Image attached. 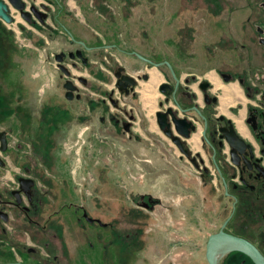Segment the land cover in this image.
Wrapping results in <instances>:
<instances>
[{"label": "flooded vegetation", "instance_id": "flooded-vegetation-1", "mask_svg": "<svg viewBox=\"0 0 264 264\" xmlns=\"http://www.w3.org/2000/svg\"><path fill=\"white\" fill-rule=\"evenodd\" d=\"M26 2L32 22L19 14L39 30L48 27L50 18L58 21L62 17L60 10L53 12L43 1ZM32 5L47 14L44 22ZM10 14L14 21L9 24H15L12 8ZM6 23L2 19L1 30L13 35V30L4 27ZM259 23L246 32L241 49L236 47V61L248 65L243 70L216 67L206 71L205 65L191 66L181 55H177L180 63L174 61L173 49L167 55L153 44L131 48L123 38L98 43V37L90 32L85 35L88 30L76 24L80 34L71 31L75 36L72 33L73 38L67 40L70 47L59 51L66 53L63 63L70 71L68 75L58 68L52 85L63 89L60 96L46 90L41 104L34 105L31 90L27 98L25 89L10 98L1 85L0 264H212L207 256L208 241L221 230L243 239L264 259V68L258 66L264 62V36H260L264 21ZM247 39L261 45L262 51L257 48L254 52ZM79 50L88 63L70 57ZM102 50H117L129 60H109ZM59 52L54 53V59ZM99 62L101 65L95 66ZM153 76L158 77L157 82H152ZM68 81L77 87L72 99L66 98L64 85ZM231 86L238 93L224 89ZM156 88L163 94L156 114L168 112L171 123V136H167L174 145V137L182 140L186 153L180 151V157L200 170L206 186L213 183L217 199L199 223L198 218L193 222L187 216L179 222L182 226L177 228L196 225L200 233L207 230L200 241L191 242L177 234L165 244L166 240L159 239L164 247L147 249L145 213L156 210L159 198L141 194L129 216L109 215L107 203L87 200L85 186L79 187L66 167L69 162L62 167L61 143L70 134L77 135L84 124L103 129L105 137L112 126V133L120 137L132 133L139 114L133 106L123 104L117 92L129 98L141 91L143 101L145 94L152 93L154 101ZM63 98L67 106L61 105ZM117 107L122 108L116 112ZM179 119L189 124L184 129L187 135L177 131L175 121ZM172 208L168 207L171 212ZM218 264L261 262L243 249H230Z\"/></svg>", "mask_w": 264, "mask_h": 264}, {"label": "rangeland", "instance_id": "rangeland-1", "mask_svg": "<svg viewBox=\"0 0 264 264\" xmlns=\"http://www.w3.org/2000/svg\"><path fill=\"white\" fill-rule=\"evenodd\" d=\"M37 1L45 2L53 12L60 10V20L50 18V25L39 30L13 8L18 23H6L13 28V35L0 29V86L10 98L24 89L27 98L31 90L34 105L41 104L46 90L59 96L62 93V88L56 90L52 85L59 70L54 53L69 48L67 40L73 38L63 26L78 34V24L88 30L85 35L90 32L98 37V43L123 38L131 48L136 44H153L163 54L170 53L173 47V54L188 59L191 66L205 65L206 71H214L216 67L247 68L246 63L236 61L239 55L236 47L241 49V42L246 41L244 25L248 18L257 24L264 21V0H254L245 9L246 13L238 12V7L248 5V0H57L59 6L50 0ZM20 23L26 26L25 30L18 26ZM247 43L254 52L257 48L262 51L257 42L247 39ZM102 53L108 54L109 60L111 57L123 62L129 60L117 50H102ZM92 58L97 60L95 56ZM258 66L264 68V62ZM209 77L214 78L211 74ZM1 92L0 89V101ZM138 94L124 98L117 92L121 102L133 106L139 114L132 133L120 137L112 133L111 125L112 132L105 137L103 129L81 125L77 135L70 134L61 143L62 167L69 162L66 167L72 170L77 185L85 186L88 192L83 194L87 200L107 203L109 215L129 216L135 199L141 194L159 198L161 203L156 210L145 213L144 247L147 249L162 248L164 245L159 239L166 240L165 244L167 238L176 239L177 234L191 242L200 241L207 230L200 233L196 225L177 227L182 226L179 223L182 217H190L193 222L198 218L199 223L200 217L208 216L217 192L213 183L211 187L205 185L198 168L180 157L178 147L159 127L156 109L161 107L158 101L163 94L156 88V98L150 104L143 101L141 91ZM60 101L62 106L69 104L64 98ZM169 206L173 207L172 212ZM157 233L163 234L160 237Z\"/></svg>", "mask_w": 264, "mask_h": 264}, {"label": "water", "instance_id": "water-1", "mask_svg": "<svg viewBox=\"0 0 264 264\" xmlns=\"http://www.w3.org/2000/svg\"><path fill=\"white\" fill-rule=\"evenodd\" d=\"M27 6L28 5L26 0H0V17L4 19L7 23L13 22L14 18L10 14V11L11 8H14L18 10L28 22H32V18L30 17L28 11H26ZM31 7L32 10L35 11V14L40 19V21L44 22L45 21L44 18L47 16V14L38 11L36 5H32ZM45 7L48 8L47 6ZM66 31L72 36L70 30L67 29ZM81 44L85 45L84 42H81ZM64 55H66L64 51L59 52L56 54L55 59L58 62L57 65L58 68H60L63 72L69 75L70 71L63 63ZM76 56L82 58L84 63H88V58L83 56L82 51L79 50L77 52L70 53L71 58H75ZM137 56L146 60V58L141 54H137ZM161 64L162 63H158L156 65L159 66ZM166 64L173 70V67L170 64V62L167 61ZM126 79L129 80L131 83H134V79L130 75H127ZM64 87L67 90L66 98L72 99L73 93L77 89V87L73 86L71 81H68L64 85ZM156 116H157V122L161 130L166 135L171 136V129H170L171 123L169 121L168 112L159 111L157 112ZM179 120L180 121L178 120L175 121L176 129L178 133L182 135H187V132H185L184 129L187 128L189 124L186 123L185 119H179ZM173 141L181 152L186 153V149L183 145V142L179 137H174ZM230 249H243L249 252L252 256H254L259 262H261V264H264V259H262L261 256L248 243H246L241 238L226 234L223 230H221L219 233L212 234L210 236L207 246L208 259L212 264H218L221 255Z\"/></svg>", "mask_w": 264, "mask_h": 264}, {"label": "crops", "instance_id": "crops-1", "mask_svg": "<svg viewBox=\"0 0 264 264\" xmlns=\"http://www.w3.org/2000/svg\"><path fill=\"white\" fill-rule=\"evenodd\" d=\"M249 2H248V5L246 4V6L245 5H243L242 7H238V12L239 11H245V13H246V8H248L250 5H252V4H254V0H248ZM252 3V4H251ZM13 9V8H12ZM236 16H238V13L236 14ZM0 22H2V19H0ZM257 23V21L256 20H251V19H247V21H246V23H245V29H247V31H251V28H252V25H254V24H256ZM4 24V23H3ZM50 25V24H49ZM4 27H6L7 29H9V30H11L10 29V27L9 26H7V24L6 25H4ZM0 29H1V26H0ZM12 31V30H11ZM77 33H79L80 34V32L77 30ZM238 44V43H237ZM170 49H173V47L172 48H170ZM170 54V53H169ZM177 55H174L173 54V58H175V60L174 61H177V62H179V60H178V58L176 57ZM17 60V59H16ZM17 62L19 63V61L17 60ZM180 63V62H179ZM256 64V63H255ZM194 65H196V64H194Z\"/></svg>", "mask_w": 264, "mask_h": 264}, {"label": "bare ground", "instance_id": "bare-ground-1", "mask_svg": "<svg viewBox=\"0 0 264 264\" xmlns=\"http://www.w3.org/2000/svg\"><path fill=\"white\" fill-rule=\"evenodd\" d=\"M152 82H157L158 81V77L157 76H153L152 78ZM227 91H229V93H238V90L234 87V86H231V87H228V88H225ZM145 101H146V104H149L152 102V99H153V94L150 93V94H145Z\"/></svg>", "mask_w": 264, "mask_h": 264}, {"label": "built area", "instance_id": "built-area-1", "mask_svg": "<svg viewBox=\"0 0 264 264\" xmlns=\"http://www.w3.org/2000/svg\"><path fill=\"white\" fill-rule=\"evenodd\" d=\"M13 10V14L15 15V13H14V9H12ZM16 21H17V17H16ZM8 24V23H7Z\"/></svg>", "mask_w": 264, "mask_h": 264}, {"label": "trees", "instance_id": "trees-1", "mask_svg": "<svg viewBox=\"0 0 264 264\" xmlns=\"http://www.w3.org/2000/svg\"><path fill=\"white\" fill-rule=\"evenodd\" d=\"M2 105H3V104H2V103H0V107H2Z\"/></svg>", "mask_w": 264, "mask_h": 264}]
</instances>
